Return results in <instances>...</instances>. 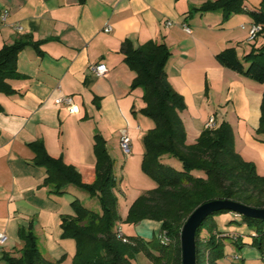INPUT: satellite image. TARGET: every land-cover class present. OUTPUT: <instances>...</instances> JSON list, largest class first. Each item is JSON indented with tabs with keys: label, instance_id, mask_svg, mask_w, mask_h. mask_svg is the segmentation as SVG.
Returning <instances> with one entry per match:
<instances>
[{
	"label": "crops",
	"instance_id": "0c3cea01",
	"mask_svg": "<svg viewBox=\"0 0 264 264\" xmlns=\"http://www.w3.org/2000/svg\"><path fill=\"white\" fill-rule=\"evenodd\" d=\"M214 1L0 0V13H8L0 27V50L20 40L28 43L17 56L18 77L7 80L13 93H0V233L6 236L0 264H6L4 255L19 256L22 231L34 234L38 250L47 260L56 261L63 255L62 264H69L71 258V243L65 241L61 229V217L66 215L63 195L50 194L45 169L34 165L36 153L31 145L36 142L43 144L50 157L76 168L83 183L91 184L96 165L94 137L100 136L122 190H115L118 212L134 201L129 176L133 167L143 184L138 197L156 188L155 182L139 173L142 138L154 123L140 112L145 107L143 91L131 89L135 72L121 53L125 41L134 48L154 42L170 50L165 72L184 100L185 109L179 116L186 145L196 143L213 117L216 128L223 122L231 126L234 150L242 159L244 147L259 151L260 166L251 161L257 174L264 175V138H255L254 133L264 83L242 77L215 60L227 48H234L240 59L261 48L264 29L249 42L254 23L246 12L225 16L222 11H199ZM107 27L111 30L105 32ZM100 64L107 72L97 77L92 68ZM63 96L72 97L79 106L77 115H69L64 105L55 104ZM122 134L131 139L128 155L120 148ZM170 160L163 158L166 164ZM233 218L239 217L233 214ZM127 230L125 234L133 237L131 227ZM233 242L229 244H241ZM260 257L264 259L262 254ZM224 260L233 264L239 258L224 256Z\"/></svg>",
	"mask_w": 264,
	"mask_h": 264
},
{
	"label": "trees",
	"instance_id": "16d2710c",
	"mask_svg": "<svg viewBox=\"0 0 264 264\" xmlns=\"http://www.w3.org/2000/svg\"><path fill=\"white\" fill-rule=\"evenodd\" d=\"M199 11H222L225 16L246 12L254 24L264 29V0L251 7L247 0L207 2ZM17 41L0 50V93L13 90L7 80L18 77L16 60L27 46ZM128 67L135 72L131 89L143 91L145 107L140 111L153 123L142 139L144 153L142 172L153 180L156 188L138 197L130 206L126 222L138 224L154 221L168 239L146 242L138 237L121 238L118 229V199L115 195L114 161L108 155L104 140L94 137L95 177L83 183L80 173L62 159L50 157L41 142L31 145L36 153L34 165L46 171L50 194L62 196L70 187L79 189L97 200L101 213L96 214L78 200L71 202L73 216L61 217L62 236L75 241L73 264H132L131 260L145 251L152 264H181L180 232L192 211L213 200H230L255 209H264V177L258 176L254 164L245 162L234 150L232 128L226 122L214 130H204L193 145H186V134L179 113L185 109L183 97L168 82L165 66L171 56L164 44L154 42L134 48L129 41L121 47ZM216 62L255 83H264V46L238 58L234 48L215 56ZM259 132L264 133V93L260 104ZM258 132V133H259ZM177 161L180 170L166 164L163 158ZM207 217L195 234V264H218L224 258L227 235L215 232L214 216ZM252 231L253 246L264 248V220L239 216ZM204 234V235H203ZM22 249L18 257L4 255L6 264H62L63 259L47 260L37 246L31 231L20 232ZM233 243L238 237L233 235ZM152 245L153 251L148 245Z\"/></svg>",
	"mask_w": 264,
	"mask_h": 264
},
{
	"label": "rangeland",
	"instance_id": "374dc122",
	"mask_svg": "<svg viewBox=\"0 0 264 264\" xmlns=\"http://www.w3.org/2000/svg\"><path fill=\"white\" fill-rule=\"evenodd\" d=\"M248 2L252 5L258 6L260 4L261 0H248ZM238 54L241 55L242 52L239 50ZM259 118H258L257 126L254 130V133L256 136L255 138H257L258 135L263 136V138H264V133L259 132ZM250 123L251 124L254 123V117L250 118ZM245 130L246 129L244 127L242 134H245ZM261 140L264 141V139H261ZM141 145L143 147V143H141ZM143 149H144V147H143ZM243 157L245 158V159H243L245 162L252 163L251 160H256L258 163V166H260L261 155H260L259 151H255L254 149L244 147L243 148ZM170 161H171V163H169L168 165L172 166L176 170H180V166H179V163L177 161H175L173 159H171ZM132 163H133V161H132ZM141 163H142V160H141ZM141 163L139 164L140 175L146 181L154 182L153 180H151L148 176H146L142 172ZM130 170H131L129 172V176L131 177V180H130L131 184L130 185H132V187L130 189L131 190L130 196H131V198H134V201H135L136 198L138 197V194H140L138 192H140V190H142L141 187H143V184H139L140 181H139V178H137L135 176L134 167ZM115 172L117 174L118 167H116ZM258 176H260V175H258ZM260 177H264V175L260 176ZM125 188H126V184L123 185L122 189L125 190ZM128 188H130V187L127 185V189ZM115 190H116V192L122 191L119 188V181H117V183H116V189ZM62 197H63V206H64L66 216H73L74 215V211L70 205L73 200H78L79 203H81L83 206H85L86 208H88L89 210L93 211L96 214L101 213V208H100V205L97 202V200L93 197H90L88 194H86L85 192H83L79 189L71 187V190H69L68 193L64 194ZM133 202L126 207L125 206L120 207V210L118 212V216H119L118 228L121 230V233L123 236L129 237V235H127L125 233L129 232L127 230V227H131V229L133 230V232L131 233V234H133V237H138V238L140 237L146 242H153L152 244L156 243V241H158L159 235H161V233H162L161 225H159L160 223L154 222V221H142L138 224H130V223L126 222V218H127L129 208L133 204ZM125 209L127 211H125ZM233 214L234 213H226V214L216 215L213 217V219L215 221V225H216V230H215L216 233L221 234V236L227 235L229 238H231L233 235H235L239 238L238 240L241 242V244L239 243V245L229 244V243H231V239H229V238L226 239L224 241L227 243L224 245V256H228L231 258L233 256H237L239 258V260L235 261V263H233V264H264V259L260 257L261 252L257 249L256 246H253V236L251 234L252 231L244 222H242L241 218L234 219ZM231 220H234V221L231 222ZM134 226L136 227L137 230L134 229ZM65 241H68L69 243H71V258H70L69 264H73V258H74V255L76 253L75 241L72 239H68V238ZM263 242H264V239H263ZM242 243L248 244L250 246L243 245ZM148 247H149L150 251H153V247L151 244L148 245ZM66 248H68V246ZM61 259L64 260L63 255H62V258H60L59 260H61ZM248 260H250V261H248ZM131 262H132V264H152L145 251H141L138 254H136L135 257L131 260ZM219 264H232V263L230 261L224 260V258H223V259H221Z\"/></svg>",
	"mask_w": 264,
	"mask_h": 264
},
{
	"label": "water",
	"instance_id": "95a60500",
	"mask_svg": "<svg viewBox=\"0 0 264 264\" xmlns=\"http://www.w3.org/2000/svg\"><path fill=\"white\" fill-rule=\"evenodd\" d=\"M227 211L251 219L264 220V209H255L230 200H213L195 208L180 232L181 264H195V234L209 216Z\"/></svg>",
	"mask_w": 264,
	"mask_h": 264
},
{
	"label": "built area",
	"instance_id": "2783aa9c",
	"mask_svg": "<svg viewBox=\"0 0 264 264\" xmlns=\"http://www.w3.org/2000/svg\"><path fill=\"white\" fill-rule=\"evenodd\" d=\"M8 17V13L6 11H3L0 13V27L6 23ZM168 26H171V23H167ZM183 29L186 33H189V29L183 25ZM20 30V28H18ZM110 27H107L104 31L108 32L110 31ZM263 33V28L258 24H252L249 32H248V41L253 42L256 40V38ZM93 73L97 76H103L106 72V66L104 64H100L94 68H92ZM56 105H64L69 115H77L80 112L79 106L74 102L73 98L70 96H63L61 98H58L55 100ZM216 129L215 120L213 117H210L207 123L205 124V130H214ZM130 146H131V139L128 135L122 134L120 138V148L123 151L124 154L128 155L130 153ZM236 217H239V215L234 214ZM117 235L119 238L122 237V233L120 230H117ZM253 236V235H252ZM158 240L161 244H167L168 239L165 236V234L161 233L159 235ZM6 241V236L2 233H0V254L2 252V249L4 247ZM261 254L264 256V248L261 252Z\"/></svg>",
	"mask_w": 264,
	"mask_h": 264
}]
</instances>
